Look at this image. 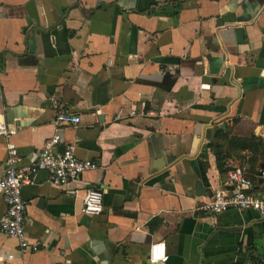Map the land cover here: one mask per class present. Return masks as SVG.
<instances>
[{
	"label": "crops",
	"instance_id": "obj_1",
	"mask_svg": "<svg viewBox=\"0 0 264 264\" xmlns=\"http://www.w3.org/2000/svg\"><path fill=\"white\" fill-rule=\"evenodd\" d=\"M51 97L76 125L56 130ZM0 119L19 165L55 132L98 164L22 187L40 247L0 234V264H264V217L196 209L234 167L264 190V0H0ZM4 158L0 138V175ZM87 188L98 215L81 212ZM155 241L164 262L147 260Z\"/></svg>",
	"mask_w": 264,
	"mask_h": 264
},
{
	"label": "built area",
	"instance_id": "obj_2",
	"mask_svg": "<svg viewBox=\"0 0 264 264\" xmlns=\"http://www.w3.org/2000/svg\"><path fill=\"white\" fill-rule=\"evenodd\" d=\"M49 102L55 108L53 122L56 130L78 123V116L71 114L54 98H49ZM16 133V126L8 125L0 119V138L4 141L5 149L4 167L0 175V200L4 204V211L0 215V234L13 238L20 253L36 252L40 247L39 242H29L24 231L26 200L22 196V187L29 184L40 171L48 174L52 184L66 185L82 173L95 170L98 164L88 159L76 158L73 152L74 144H65L62 150L57 151L56 146L60 138L55 132L43 141L32 162L19 165V153L13 142ZM259 175L264 178V169L260 170ZM81 203L83 214H100L103 209L102 190L87 188ZM196 209L201 218L206 219L229 209L254 210L259 217H264V190L254 188L245 177L243 169L234 167L226 172L225 187L212 191L200 200ZM9 258L11 254L6 255V259ZM147 260L150 263L166 260L163 242L155 241L148 245Z\"/></svg>",
	"mask_w": 264,
	"mask_h": 264
},
{
	"label": "trees",
	"instance_id": "obj_3",
	"mask_svg": "<svg viewBox=\"0 0 264 264\" xmlns=\"http://www.w3.org/2000/svg\"><path fill=\"white\" fill-rule=\"evenodd\" d=\"M214 158H215V164L216 168L220 171L221 170V161H220V155L217 151L214 150Z\"/></svg>",
	"mask_w": 264,
	"mask_h": 264
}]
</instances>
